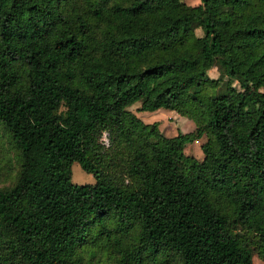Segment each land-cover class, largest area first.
I'll return each instance as SVG.
<instances>
[{
    "label": "trees",
    "instance_id": "obj_1",
    "mask_svg": "<svg viewBox=\"0 0 264 264\" xmlns=\"http://www.w3.org/2000/svg\"><path fill=\"white\" fill-rule=\"evenodd\" d=\"M182 1L0 0L17 164L0 264H251L249 238L264 264V0ZM214 62L246 85L216 91ZM135 103L194 130L164 138ZM202 136V161L185 157ZM73 163L93 184L71 183Z\"/></svg>",
    "mask_w": 264,
    "mask_h": 264
},
{
    "label": "rangeland",
    "instance_id": "obj_2",
    "mask_svg": "<svg viewBox=\"0 0 264 264\" xmlns=\"http://www.w3.org/2000/svg\"><path fill=\"white\" fill-rule=\"evenodd\" d=\"M183 4L187 8L196 7L198 0H183ZM191 30L195 36L200 37L201 32L197 23L191 25ZM206 76L210 80L218 81V87L216 91H222L225 84L230 85L235 91H240L243 85H246L244 78L241 76H234L229 79L224 75V70L218 62H214L210 69L206 72ZM139 103H135L128 109L138 119L145 124H157L158 131L164 138H172L177 133H191L194 130V124L184 117L177 115L175 112H167L166 110L159 109L155 112H138L137 108ZM206 138L202 136L198 141L188 144L182 149V154L185 157L192 158L197 162H201L203 155L199 149L200 145L205 143ZM101 143L104 147H107V140L105 134L101 137ZM17 172L15 151L7 142L3 131L0 128V189L7 188L14 182V178ZM70 181L75 185H90L93 184V178L90 174L83 172L80 167L73 163L70 166ZM249 257L251 264H263L257 256L255 250L254 240L249 238L248 241ZM88 251L83 254L84 260H88ZM90 260L91 264H115L112 258H106L101 252L95 253Z\"/></svg>",
    "mask_w": 264,
    "mask_h": 264
},
{
    "label": "crops",
    "instance_id": "obj_3",
    "mask_svg": "<svg viewBox=\"0 0 264 264\" xmlns=\"http://www.w3.org/2000/svg\"><path fill=\"white\" fill-rule=\"evenodd\" d=\"M156 111H158V110H156ZM155 112V111H154ZM167 112H170V111H167Z\"/></svg>",
    "mask_w": 264,
    "mask_h": 264
}]
</instances>
